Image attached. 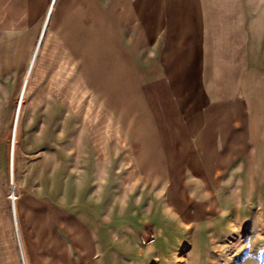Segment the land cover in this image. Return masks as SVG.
Masks as SVG:
<instances>
[{
    "label": "rangeland",
    "instance_id": "1",
    "mask_svg": "<svg viewBox=\"0 0 264 264\" xmlns=\"http://www.w3.org/2000/svg\"><path fill=\"white\" fill-rule=\"evenodd\" d=\"M51 1L0 0V264H25L12 189L32 193L34 264H264V0L224 8L231 66H188L187 87L144 65L147 8ZM55 203L81 219L50 223Z\"/></svg>",
    "mask_w": 264,
    "mask_h": 264
},
{
    "label": "crops",
    "instance_id": "2",
    "mask_svg": "<svg viewBox=\"0 0 264 264\" xmlns=\"http://www.w3.org/2000/svg\"><path fill=\"white\" fill-rule=\"evenodd\" d=\"M232 0H114L115 6L143 7L144 11L142 21L145 25V37L149 40V51L146 53L144 60L145 66H163L169 72V79H179L182 87L194 86L199 84V76L187 78L184 72L190 69L188 66L194 67V70L201 71L204 66H231L225 57L226 52L223 47L217 43V39L226 38L223 22L225 15L224 8L231 4ZM151 55H158V62L151 63ZM35 60V59H34ZM149 61V62H148ZM34 63V62H33ZM192 69V68H191ZM201 69V70H200ZM215 69V68H214ZM201 78V77H200ZM214 84V83H213ZM167 88V85L164 84ZM207 86L210 84L206 83ZM212 85V82H211ZM170 91V90H169ZM118 149V147H117ZM129 149H126L128 151ZM131 150V149H130ZM126 163L123 166L131 168V158L135 155L126 153L122 155ZM134 173L132 170L129 176ZM133 175V174H132ZM33 191V190H32ZM31 193V192H30ZM32 198L28 192H20L18 203L16 204V214L19 226V232L23 243L25 256L30 257V264L36 262L35 247L33 240L37 235L33 232L29 233L26 226L31 223V230L38 229L36 219L27 220V207L32 206L29 201ZM56 204V203H55ZM42 207V206H41ZM41 207L34 204V213H40ZM48 212L44 206L42 210L49 215L48 219L52 224L66 222V218L70 215H79L70 208L56 204L51 206ZM66 214H61L63 212ZM27 210V212H26ZM31 212V209H29ZM0 216V232L3 238L1 247L3 253H10V245L13 241L12 225L10 221V209L1 210ZM87 223V222H86ZM13 224V221H12ZM13 229L14 224H13ZM16 233V232H15ZM24 240V241H23ZM27 260V259H26ZM13 263V258L9 257V264Z\"/></svg>",
    "mask_w": 264,
    "mask_h": 264
},
{
    "label": "bare ground",
    "instance_id": "3",
    "mask_svg": "<svg viewBox=\"0 0 264 264\" xmlns=\"http://www.w3.org/2000/svg\"><path fill=\"white\" fill-rule=\"evenodd\" d=\"M49 9L47 10V14L49 12V15H50L52 8L50 10ZM34 59L35 58H34V54H33L30 58L29 65L27 67L26 74H25V77H24L23 82H22L20 94H23L25 89H26L29 74H30L31 69L33 67ZM20 105H21V103H20ZM19 115H20V107L18 109H16L15 113H14L13 124H12V129H11V136H10V145H9V171H10V175H11L10 179H11L13 185H14V177H15L14 176L15 143H16V134H17ZM12 217H13V224H14V228L16 231L17 239H18V245L20 247L21 256H22L24 263L27 264L25 251H24L23 243L21 240L20 232H19V226H18L17 214H16V203L15 202H14L13 207H12Z\"/></svg>",
    "mask_w": 264,
    "mask_h": 264
},
{
    "label": "built area",
    "instance_id": "4",
    "mask_svg": "<svg viewBox=\"0 0 264 264\" xmlns=\"http://www.w3.org/2000/svg\"><path fill=\"white\" fill-rule=\"evenodd\" d=\"M8 198H9V200H10V202H11L12 207H13V204H14L16 198H17V195H16L14 189H12V190L9 191V193H8Z\"/></svg>",
    "mask_w": 264,
    "mask_h": 264
},
{
    "label": "water",
    "instance_id": "5",
    "mask_svg": "<svg viewBox=\"0 0 264 264\" xmlns=\"http://www.w3.org/2000/svg\"><path fill=\"white\" fill-rule=\"evenodd\" d=\"M53 2H54V0L51 1L50 9L52 8ZM50 9H49V10H50ZM48 15H49V12H48ZM48 15H47V17H48ZM44 26H45V25H44ZM39 42H40V41H38V44H39Z\"/></svg>",
    "mask_w": 264,
    "mask_h": 264
}]
</instances>
